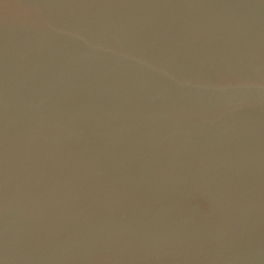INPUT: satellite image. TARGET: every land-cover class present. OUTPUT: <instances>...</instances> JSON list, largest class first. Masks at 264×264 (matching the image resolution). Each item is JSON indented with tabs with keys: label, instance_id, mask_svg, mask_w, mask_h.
Segmentation results:
<instances>
[{
	"label": "water",
	"instance_id": "1",
	"mask_svg": "<svg viewBox=\"0 0 264 264\" xmlns=\"http://www.w3.org/2000/svg\"><path fill=\"white\" fill-rule=\"evenodd\" d=\"M0 264H264V0H0Z\"/></svg>",
	"mask_w": 264,
	"mask_h": 264
}]
</instances>
